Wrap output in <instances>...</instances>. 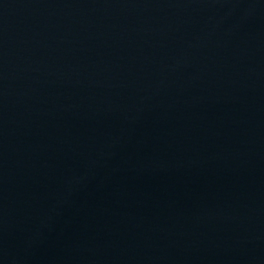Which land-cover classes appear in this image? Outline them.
<instances>
[{
  "label": "water",
  "instance_id": "obj_1",
  "mask_svg": "<svg viewBox=\"0 0 264 264\" xmlns=\"http://www.w3.org/2000/svg\"><path fill=\"white\" fill-rule=\"evenodd\" d=\"M0 264H264V0H0Z\"/></svg>",
  "mask_w": 264,
  "mask_h": 264
}]
</instances>
